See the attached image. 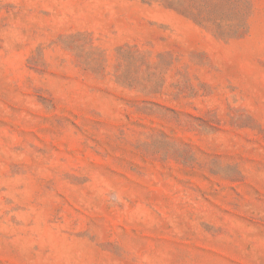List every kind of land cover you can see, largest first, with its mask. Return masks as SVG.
Returning <instances> with one entry per match:
<instances>
[{
  "label": "rangeland",
  "instance_id": "obj_1",
  "mask_svg": "<svg viewBox=\"0 0 264 264\" xmlns=\"http://www.w3.org/2000/svg\"><path fill=\"white\" fill-rule=\"evenodd\" d=\"M0 264H264V0H0Z\"/></svg>",
  "mask_w": 264,
  "mask_h": 264
}]
</instances>
